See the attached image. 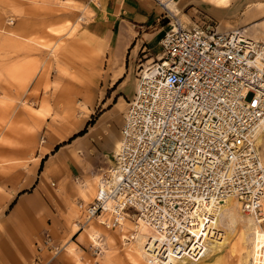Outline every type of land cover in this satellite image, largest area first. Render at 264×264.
<instances>
[{"label": "built area", "instance_id": "1", "mask_svg": "<svg viewBox=\"0 0 264 264\" xmlns=\"http://www.w3.org/2000/svg\"><path fill=\"white\" fill-rule=\"evenodd\" d=\"M153 1L168 23L158 40L160 54L148 63L136 60L117 149L99 171L92 199L78 205L76 225L115 230L128 222L125 242L140 223L147 225L158 236L149 247L150 264H164L168 248L177 258L182 252L192 256L196 221L207 225L228 197L264 232V165L257 144L264 136V42L238 29L185 28L166 0ZM103 246L95 234L92 252L99 255ZM41 250L54 255L60 246L43 234L32 264L50 260L39 256ZM263 253L260 246L257 257Z\"/></svg>", "mask_w": 264, "mask_h": 264}, {"label": "rangeland", "instance_id": "2", "mask_svg": "<svg viewBox=\"0 0 264 264\" xmlns=\"http://www.w3.org/2000/svg\"><path fill=\"white\" fill-rule=\"evenodd\" d=\"M66 6L60 0H0V186L14 171L21 173L19 179L31 174L41 139L63 141L62 138L78 124L82 126L85 120L99 113L98 109L88 112L83 98L71 95L74 85H81V68L90 54L85 48V39L78 32V23L67 18ZM9 18L11 23H8ZM12 31L17 36L9 35ZM132 63L128 64L119 90L120 96L127 100L134 89ZM64 105L69 110H63L61 106ZM38 107H43L44 113L35 112L34 108ZM123 112L118 114L121 118ZM112 129L108 126L106 139ZM257 144L264 163V139ZM111 154L110 149L100 145L92 154L94 163L87 165L88 172L97 167L105 168L111 162ZM96 180L93 179L88 197L81 195L83 203L94 195ZM51 183L53 180L49 181V187L55 188ZM230 201L221 208V219H217L214 226L211 221L207 224L209 230L214 227L219 234L210 237L213 236L210 231L205 240L226 237L225 244L214 249L206 246L200 258L193 260L183 256L177 259V264H264V253L261 259L257 257L260 246L252 219L240 213L235 200L230 211ZM51 203L63 211L58 219L65 222V227L56 226L54 233L48 232L60 250L54 255L49 250L40 251L41 258L51 257L47 264H148L144 256L131 252L132 249L141 252L143 236L137 239L140 242L122 239L131 224L123 230H105L93 222L75 232L79 216L77 206L65 205L56 198ZM92 233L99 234L104 242L99 255L92 252ZM203 237L202 234L200 241ZM1 240L0 237V253H4L6 245ZM38 242L36 238L33 243H27L25 264H32L38 254Z\"/></svg>", "mask_w": 264, "mask_h": 264}, {"label": "crops", "instance_id": "3", "mask_svg": "<svg viewBox=\"0 0 264 264\" xmlns=\"http://www.w3.org/2000/svg\"><path fill=\"white\" fill-rule=\"evenodd\" d=\"M60 1L67 5V18L78 23V32L90 54L81 68V85H74L71 95L82 97L88 112L98 109L99 113L82 135L56 150L55 145L66 141L84 124H78L63 141L41 139L34 169L27 178L24 175L19 179L18 171L5 178L0 186V237L6 252L0 253V264H25L27 243L54 233L56 226L65 227V222L58 219L63 211L51 203L55 198L78 208L83 203L81 195L88 197L93 179L102 169L88 172L87 165L94 163L93 152L100 145L112 153L117 148L121 118L118 114L127 101L119 90L128 64L133 61L134 67L136 60L148 63L158 56V40L168 27L162 8L153 0ZM166 1L170 4L167 8L185 28L209 25L219 31L238 29L250 39L264 42V0ZM9 35L17 36L13 31ZM61 108L69 110L67 105ZM34 110L44 113L43 107ZM108 126L113 129L106 139ZM50 180L55 188L49 187Z\"/></svg>", "mask_w": 264, "mask_h": 264}, {"label": "bare ground", "instance_id": "4", "mask_svg": "<svg viewBox=\"0 0 264 264\" xmlns=\"http://www.w3.org/2000/svg\"><path fill=\"white\" fill-rule=\"evenodd\" d=\"M165 6L166 7H168L169 8V6H170V4H169V1H166L165 2ZM264 139V136H259L258 138H257V143H261L262 142V140ZM117 149V148H116ZM116 151V150H115ZM263 163V162H262ZM263 165H264V163H263ZM228 200H231L230 201V206H229V208H230V211L233 209V207H234V205H235V201H234V199H232L231 197H228V198H226L220 205H218L217 206V208H216V211H215V216H214V218L213 219H211V225H215V223H216V220L217 219H221V216H222V214L221 213H223V212H221L222 210H221V208L224 206V207H226L225 206V204H226V202L228 201ZM224 210V209H223ZM230 215V214H229ZM252 219V218H251ZM220 221V220H219ZM253 221V220H252ZM205 222H206V218H205ZM232 222V221H231ZM128 222H123V226H121V228L120 229H117V230H123V229H125L126 227H128ZM231 224V223H230ZM253 224H254V222H253ZM209 225H207V227H208ZM255 226V225H254ZM212 228H214V227H212ZM206 229V225H204L203 224V221L202 220H200V221H196V225H195V228H194V235L195 236H197L194 240L195 241H197V243L198 244H196V245H194V244H192V247L195 249V247H196V250H194V249H192V253L190 254V255H192L191 257H188V258H191V259H193V260H196V259H198V258H200L204 253H205V251H206V249H207V247L206 246H208V248H211V249H214L216 246H219V247H221V246H223L224 244H225V239H226V237L224 238V237H222V238H220V237H218V238H216V239H213V240H210V239H208L209 241H203L204 239L206 240L207 239V232L208 231H206L205 230ZM255 229H256V232H255V235H256V239H257V242L259 243V246H261V247H263V249H264V232H263V230H260V229H258L257 230V227L255 226ZM203 230V231H202ZM211 231V230H210ZM227 232H230V231H227ZM140 234H143V235H140ZM199 234V235H198ZM204 235V237L202 238V240L201 241H198V239L200 238V236L201 235ZM213 234V232H211V235ZM94 233H92L91 234V239L94 237ZM140 236H143L144 237V240H143V244H142V250H141V252L139 251V250H136V249H132V251L131 252H134L135 254H137V255H139L140 257H145V259L147 260V263L148 264H150V257H152L153 256V254L152 253H150L149 252V250H151V249H149V247H152V245H151V243H152V241H154L155 239H157L158 238V236H157V234L155 233V232H152L149 228H148V226L147 225H144V224H142V223H140V226H139V229H138V231L135 233V236H134V241H135V239H136V241H137V239L140 237ZM151 237L150 238V241H148V237ZM228 236V235H227ZM228 239H229V237H228ZM140 240V239H139ZM137 242H140V241H137ZM146 243H148V248L147 247H145V245H146ZM200 249H201V251H200ZM168 251H167V255H165L164 257H167L166 258V260L164 261V264H177V259H179V258H181L182 257V255H183V252L181 253V255L177 258V257H175V255L174 254H176L175 252H174V254L170 251V249L168 248L167 249ZM199 251H200V253H199ZM189 252H187V254H188ZM198 253V255L197 256H195L196 254ZM184 256V255H183Z\"/></svg>", "mask_w": 264, "mask_h": 264}, {"label": "trees", "instance_id": "5", "mask_svg": "<svg viewBox=\"0 0 264 264\" xmlns=\"http://www.w3.org/2000/svg\"><path fill=\"white\" fill-rule=\"evenodd\" d=\"M94 118H95V117L91 116V117L85 122L84 126H83L80 130H78L77 132H75V133H73L72 135H70V136L66 139V141H63L61 144H64V143L70 141L71 139H73V138L76 137V136H80V135H82V134L86 131V127L89 126V125H91V124L93 123ZM61 144L55 145V146H54V150H56L57 147H58L59 145H61ZM38 169H40V166H39Z\"/></svg>", "mask_w": 264, "mask_h": 264}]
</instances>
